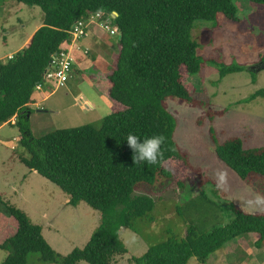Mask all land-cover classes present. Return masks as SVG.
<instances>
[{
    "label": "trees",
    "instance_id": "1",
    "mask_svg": "<svg viewBox=\"0 0 264 264\" xmlns=\"http://www.w3.org/2000/svg\"><path fill=\"white\" fill-rule=\"evenodd\" d=\"M12 1L39 6L43 19L25 47L0 60V125L17 126L26 152L18 155L21 163L57 185L67 194L69 204L84 201L100 215L84 246L62 255L49 245L41 226L31 222L23 210L0 200L4 213L15 222L14 230L0 242V249L8 252L0 264H28L31 253H38V260L44 263L115 264L114 257L127 251L120 230L139 232V226L154 221V199L134 193V188L140 183L154 184L160 175H169L163 167L169 159L186 164L185 155L173 139L175 119L163 102L170 97L190 104L197 102L195 90L190 92L184 85L181 70L188 75L201 68L199 45L191 35L194 22L212 21L219 13L225 19L238 20L237 5L233 0ZM248 1L264 5V0ZM95 13L100 14V21L109 18L118 29L114 66L104 70L109 82L107 97L115 105L98 127L84 124L58 128L34 137L29 126V104L34 102L36 86L49 82L51 90L56 89L45 78L46 70L55 55L71 43L72 25L78 20L86 23ZM214 64L219 79L244 70L238 64ZM261 69L264 58L249 70L253 79ZM263 94L264 89H258L249 99ZM129 134L141 140L153 135L166 137L161 146L163 159L156 165L134 164L133 150L126 141ZM214 151L247 184L264 176V145L245 148L241 138L229 136ZM207 182L215 187L207 177H200L197 185ZM197 199H205L203 206ZM188 204L192 209L184 218L185 235H170L148 245L141 255L130 258V264H187L191 257L205 263L226 242L247 234L254 236L255 247L264 248V214L245 212L230 203L227 208L233 213L232 220L205 230L204 220L198 222L196 217L198 210L217 213L220 206L202 191ZM178 211L183 213L180 208Z\"/></svg>",
    "mask_w": 264,
    "mask_h": 264
},
{
    "label": "rangeland",
    "instance_id": "2",
    "mask_svg": "<svg viewBox=\"0 0 264 264\" xmlns=\"http://www.w3.org/2000/svg\"><path fill=\"white\" fill-rule=\"evenodd\" d=\"M233 2L238 8V20L225 19L219 13L212 21L194 22L191 35L199 45L201 68L188 75L181 70L183 83L190 92L195 90L197 102L190 104L171 97L163 102L175 119L173 139L185 155L186 164L169 159L163 164L169 175H160L154 184L140 183L134 188V193L154 199L151 212L154 221L139 226V232L129 228L120 231L127 251L114 257H122L115 264H130V258L141 255L145 246L170 235L183 237L186 232L184 218L187 219L192 209V203L187 205L188 200L200 191L220 206L217 213L210 210L207 214L202 211L204 208L198 210L196 217L198 222L204 220L205 230L232 220L233 213L227 208L230 203L245 212L264 214V176L247 184L217 158L214 151L215 146L229 136L241 138L245 148L264 145V94L249 99L256 90L264 89V69L256 72L254 79L249 71L264 58V5L248 0ZM42 19L39 6L0 0V60L7 57L4 55L7 52L19 48ZM96 29L116 51L118 36L109 35L104 28ZM215 62L238 64L244 70L219 79ZM99 64L114 66L110 57L100 59ZM79 78L72 76L65 86L54 90L47 100L32 108L29 126L34 137L58 128L84 124L98 127L102 117L111 111L115 102L100 92L91 80ZM77 91L94 106L90 108L80 97L74 101ZM117 107L121 108L119 104ZM21 152L26 153L17 126L0 125V200L23 210L31 222L41 226L44 238L59 254L83 247L98 225L99 211L84 201L76 205L66 203L68 196L57 185L19 161ZM218 171L226 173L224 182L218 180ZM200 177L212 179L215 187L208 182L198 186ZM257 196L261 198L260 203L256 202ZM201 200L196 201L203 206L205 199ZM179 208L182 215L178 213ZM14 227V219L8 218L0 205V242ZM254 239L252 234L233 238L210 254L205 263L191 257L187 264H264V248L255 247ZM7 254L0 249V262ZM38 257V253L29 254L28 264H56L40 262ZM80 264L86 263L81 261Z\"/></svg>",
    "mask_w": 264,
    "mask_h": 264
},
{
    "label": "crops",
    "instance_id": "3",
    "mask_svg": "<svg viewBox=\"0 0 264 264\" xmlns=\"http://www.w3.org/2000/svg\"><path fill=\"white\" fill-rule=\"evenodd\" d=\"M41 24L42 23L34 26V28L29 32V34L25 37L23 42L20 44L19 48H17L16 50L7 52L4 55H7V57H10L14 52L21 50L23 47H25L31 35ZM86 24H87L86 25L87 34L71 43L73 62H72V69L70 71L69 78L67 79L66 82H68L70 78L74 75L77 77H80L79 78L80 80H85L88 78L89 80L92 81L93 85L100 92H102L104 95L107 96L109 82L107 78L104 76V70L109 69V67L105 64H99V60L106 59L108 57H110L111 60H113L112 57L116 51L112 50L111 45L108 44L107 41H105L103 38H101L97 34L96 27L102 28V26L100 25L99 19L94 18V16H89V18L86 20ZM85 49L86 50L88 49L87 54L85 52ZM76 65H78L79 68H77ZM82 71L83 73L82 75H80ZM51 87L52 85L49 82L42 84L41 87L34 92L33 94L34 102L29 104V106L31 108H33L34 106L38 107L41 102L49 98L50 94H52L54 90L58 89V88L56 89L53 88L51 90ZM79 97L82 98L85 102H87L90 108L94 106V104H91L87 99H85V97H83L81 91H77V93L73 96V100L76 101L78 100ZM14 120L15 118L13 117L10 120L11 123H14ZM68 201H69V198L66 199V203H69ZM122 230L124 229H121L120 231ZM146 249L147 247L145 246L143 252ZM119 259L122 260V257L121 256L117 257V259L114 258L115 261H118Z\"/></svg>",
    "mask_w": 264,
    "mask_h": 264
},
{
    "label": "built area",
    "instance_id": "4",
    "mask_svg": "<svg viewBox=\"0 0 264 264\" xmlns=\"http://www.w3.org/2000/svg\"><path fill=\"white\" fill-rule=\"evenodd\" d=\"M110 15L113 16L114 14L111 13ZM99 16V13L94 14L95 18H98ZM110 21L111 20L109 18H106L100 21V25L110 34H118L117 27L115 25H110ZM86 25L87 24L83 20H78L72 25V29L70 30V34L72 36L71 43L87 34ZM71 43L65 48H62V50H60V52L55 55L51 66L46 70L45 78L51 80L54 83L55 88L63 87L69 78L73 62ZM40 87L41 86L38 84L36 89H39ZM81 102H83L82 105H84L85 102Z\"/></svg>",
    "mask_w": 264,
    "mask_h": 264
},
{
    "label": "clouds",
    "instance_id": "5",
    "mask_svg": "<svg viewBox=\"0 0 264 264\" xmlns=\"http://www.w3.org/2000/svg\"><path fill=\"white\" fill-rule=\"evenodd\" d=\"M166 137L163 135H153L151 137H145L141 140L134 134L127 136V144L133 150V162L134 164H151L156 165L163 159L164 152L162 151V145H164ZM218 180L224 182L226 179V173L218 171L216 173ZM257 203L261 202V198L257 196Z\"/></svg>",
    "mask_w": 264,
    "mask_h": 264
}]
</instances>
